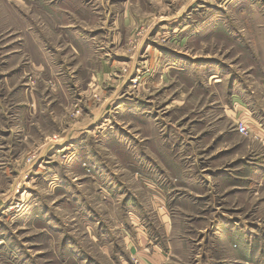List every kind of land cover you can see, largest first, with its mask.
<instances>
[{
	"label": "rangeland",
	"instance_id": "rangeland-1",
	"mask_svg": "<svg viewBox=\"0 0 264 264\" xmlns=\"http://www.w3.org/2000/svg\"><path fill=\"white\" fill-rule=\"evenodd\" d=\"M116 5L0 0V264H131L128 215L166 213L178 264L225 219L264 264V0Z\"/></svg>",
	"mask_w": 264,
	"mask_h": 264
},
{
	"label": "crops",
	"instance_id": "crops-1",
	"mask_svg": "<svg viewBox=\"0 0 264 264\" xmlns=\"http://www.w3.org/2000/svg\"><path fill=\"white\" fill-rule=\"evenodd\" d=\"M115 2L117 5L110 8L109 13L115 25L120 18L126 19L128 12L133 18L135 12L132 8H139L138 6L141 5V0H115ZM233 100L231 106L225 105L224 116L229 121H233L237 115H240L242 119L249 120L255 125L257 122L254 121L245 105L235 98ZM261 135L264 137V130H261ZM232 187L234 188V186L226 187L225 191L233 189ZM157 216L159 220L155 222L151 214L128 215L132 226L127 236L130 257L136 254L144 264H178L180 252L183 251L185 245L183 238L180 239L183 235L182 228L177 225L171 214H157ZM235 227L230 219H225L220 225L217 238L220 257L215 264H255L251 244L242 240L240 232ZM203 241L204 239L200 238L198 246H203L205 244Z\"/></svg>",
	"mask_w": 264,
	"mask_h": 264
},
{
	"label": "built area",
	"instance_id": "built-area-1",
	"mask_svg": "<svg viewBox=\"0 0 264 264\" xmlns=\"http://www.w3.org/2000/svg\"><path fill=\"white\" fill-rule=\"evenodd\" d=\"M237 129L243 133V134H248L249 133V125L248 122L245 119H242L238 124H237ZM131 259V264H144L142 259L138 255H132L130 257Z\"/></svg>",
	"mask_w": 264,
	"mask_h": 264
}]
</instances>
